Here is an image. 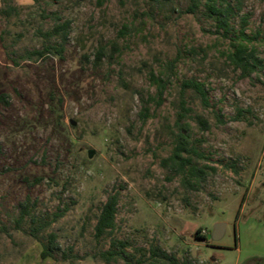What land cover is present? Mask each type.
<instances>
[{
  "label": "rangeland",
  "instance_id": "1",
  "mask_svg": "<svg viewBox=\"0 0 264 264\" xmlns=\"http://www.w3.org/2000/svg\"><path fill=\"white\" fill-rule=\"evenodd\" d=\"M205 3L0 0V264H169L154 246L184 264H264V0H216L226 31ZM241 48L261 62L247 74L230 58ZM185 79L209 106L187 89L180 120ZM180 130L207 173L193 187L165 161ZM113 193L115 229L96 238ZM49 233L60 251L41 258ZM112 237L129 246L106 263Z\"/></svg>",
  "mask_w": 264,
  "mask_h": 264
},
{
  "label": "trees",
  "instance_id": "2",
  "mask_svg": "<svg viewBox=\"0 0 264 264\" xmlns=\"http://www.w3.org/2000/svg\"><path fill=\"white\" fill-rule=\"evenodd\" d=\"M205 5L207 7V10L209 11L210 16H212L216 20L217 29H224V31H226L228 26L230 7H228V5H226L225 7H217L216 0H206ZM100 58L101 53L97 55V59ZM230 58L234 66L241 70L242 74H247L253 71L257 66L261 64V62L257 58H255L253 51L246 50L245 48L237 50ZM152 78L155 80L158 89L157 104H160V99L163 90L165 89V82L160 80L159 78H154L153 75ZM187 89H191L192 91H194L199 96L201 103L205 107L209 106L208 96L204 85L195 79H185L181 82L180 88V113L178 115L180 120L188 111V109L185 107V100L183 99V93ZM5 98L6 96L4 94H0V101L5 102ZM197 120L202 129L205 130L209 128L206 120L201 117H198ZM192 156L202 157V154L198 153L196 148L189 145L188 136L185 133H182L180 130L177 133L173 150L171 154L165 159V161L171 164L176 173L183 175L184 181L190 187H193L194 183H200L201 181H203L207 175L206 171L203 168H198L191 164ZM35 182H39V179H37ZM117 204L118 193H113L107 196L105 202L100 208V212L94 225V236L96 238L110 236L114 231L116 226L115 216L117 213ZM27 212V209L24 207L20 212V218L23 219L24 216L27 215ZM63 212L64 211L55 213L53 215L52 221H55L57 218L62 216ZM33 222L35 223V221ZM47 224H50V222H47ZM42 228L43 227L41 225H37L34 227V230L36 232H39ZM128 246L129 245L127 241L112 237L110 239V248L105 251L99 252L98 256L104 262L109 263L112 260H116L117 258H123V256L126 254L125 248H127ZM54 251H60V247L56 242V235L54 233H49L47 236V243L42 245L40 256L41 258L53 256ZM148 252L150 258L159 260L161 259L162 261L169 264H184L178 263L173 255L167 254L165 251L160 249V247H150ZM62 257L64 258V260L68 259L66 253H62ZM125 264L129 263L126 261Z\"/></svg>",
  "mask_w": 264,
  "mask_h": 264
},
{
  "label": "water",
  "instance_id": "3",
  "mask_svg": "<svg viewBox=\"0 0 264 264\" xmlns=\"http://www.w3.org/2000/svg\"><path fill=\"white\" fill-rule=\"evenodd\" d=\"M223 228H224V223L222 222H218L214 225L213 232H212V238L214 240H218L222 237Z\"/></svg>",
  "mask_w": 264,
  "mask_h": 264
}]
</instances>
